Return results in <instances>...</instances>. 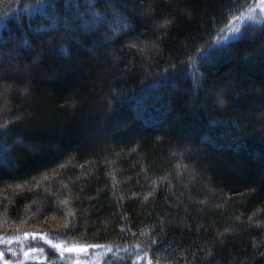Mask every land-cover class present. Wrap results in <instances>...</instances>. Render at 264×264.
<instances>
[{
	"label": "trees",
	"instance_id": "1",
	"mask_svg": "<svg viewBox=\"0 0 264 264\" xmlns=\"http://www.w3.org/2000/svg\"><path fill=\"white\" fill-rule=\"evenodd\" d=\"M257 1L0 0V264H264Z\"/></svg>",
	"mask_w": 264,
	"mask_h": 264
},
{
	"label": "rangeland",
	"instance_id": "2",
	"mask_svg": "<svg viewBox=\"0 0 264 264\" xmlns=\"http://www.w3.org/2000/svg\"><path fill=\"white\" fill-rule=\"evenodd\" d=\"M248 20L254 21V22H261L262 20H264V0H258L253 6V8L241 17V22L248 21ZM239 24L240 23L235 25V27H237ZM235 27L231 28L232 30L230 29V34H228L227 37L233 36L237 33L238 29H235ZM53 244L60 245V248L58 250L62 252L63 254H65L72 264H99V259H98L99 256L101 254H104L106 251L111 250L110 246L105 245V246L98 247V248L89 246L87 250L84 252L66 251V249L71 248L73 246H83V245H65L62 243H53ZM17 248L19 249L20 247L17 246ZM7 251L10 252V256L13 259H15V262L13 261L12 262L16 264H24L26 261L34 260L41 256V252H39L38 250L21 251V250H15V248L9 247L7 248ZM25 253H27V255H25ZM140 258H138V260H140Z\"/></svg>",
	"mask_w": 264,
	"mask_h": 264
},
{
	"label": "snow or ice",
	"instance_id": "3",
	"mask_svg": "<svg viewBox=\"0 0 264 264\" xmlns=\"http://www.w3.org/2000/svg\"><path fill=\"white\" fill-rule=\"evenodd\" d=\"M145 198H147V197H145ZM24 235H25V236H28L29 233H24ZM31 235H32L33 237H36L38 234H36V233H32ZM47 242H48L50 245H52V240H51V239H49ZM53 247L59 249V248H60V245H59V244H56V245H53ZM88 247H89L88 245H83V246H73V247H71V248L66 249V251L84 252V251L87 250ZM90 247L98 248V247H102V246H101V245H91ZM0 255H2V254H0ZM25 255H27V253H25Z\"/></svg>",
	"mask_w": 264,
	"mask_h": 264
}]
</instances>
